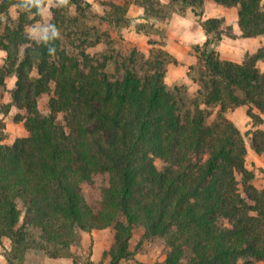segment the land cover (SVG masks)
<instances>
[{
    "label": "trees",
    "instance_id": "1",
    "mask_svg": "<svg viewBox=\"0 0 264 264\" xmlns=\"http://www.w3.org/2000/svg\"><path fill=\"white\" fill-rule=\"evenodd\" d=\"M212 1L238 7L242 37L264 35V0ZM44 2L0 0V100L14 77L0 114L14 108L12 120L26 130L4 143L0 118V241H10L8 263L43 255L101 264L91 251L82 261L80 233L108 227L107 264L151 242L166 248L165 264L264 262V188L252 183L243 136L226 115L246 105L262 123L264 72L256 62L264 45L241 62L223 59L216 48L222 19L200 21L206 39L193 46L198 88L182 102L165 82L167 65L177 60L164 43L148 39L146 53L122 49L111 27L128 25L133 4L146 18L166 21L175 6L198 15L204 0H97L101 13L87 0H59L48 22L59 36L29 37L25 27ZM259 132L251 147L264 154Z\"/></svg>",
    "mask_w": 264,
    "mask_h": 264
},
{
    "label": "rangeland",
    "instance_id": "2",
    "mask_svg": "<svg viewBox=\"0 0 264 264\" xmlns=\"http://www.w3.org/2000/svg\"><path fill=\"white\" fill-rule=\"evenodd\" d=\"M59 0H45L42 8L40 9L39 18L37 21L27 25L25 27V31L27 32L28 28L37 27L38 33L33 38L41 37L42 30L48 25V22L51 18V8L56 6ZM89 1L93 7L101 13L102 7L97 2V0H87ZM134 8V6H133ZM190 7L185 9V12L181 13L178 10V6L176 8L172 7V13L168 20L156 21L151 18H146L145 15L136 14V10L131 9V12H128L130 17L128 21V25H122L120 27H111L113 37L119 42V46L122 49H129L132 47H137L139 49H143L146 53L150 48L148 44V39L160 41L159 38H162L165 32V25L170 22L172 17H175L172 21V27L174 29L182 27L186 28H194V22L192 23L190 20L185 21L184 16ZM137 9V8H136ZM237 6L225 7L222 6L220 10L212 4L211 7L207 8V13L204 12V8H196L198 15H194L192 12L193 21L200 23V20L207 17H218L222 19V27L224 30V36H226V40L221 45V52L219 55L221 58L231 57L234 59L241 60L244 59L246 54H253L257 51V49L264 45V35H259L256 37H252L247 40V47L252 50V52L246 51L244 53V49L242 46H238L236 41L240 39L241 32L239 30L237 24ZM192 10V9H191ZM10 15L12 18L17 16V9L15 7L10 8ZM204 20V19H203ZM94 22H96L94 20ZM192 23V24H191ZM139 31H138V29ZM141 30V31H140ZM145 31V33L143 32ZM2 32V27L0 26V33ZM159 35V37H158ZM219 45V44H218ZM217 45V50H218ZM193 46H191V51H193ZM5 57V52L0 49V63L3 62ZM242 59V60H243ZM170 67L166 70L165 74V82L166 85L174 90L177 97L184 102V98L191 97L194 95L195 91L198 88V84L193 79L198 77V66L194 63L190 71L187 72L190 77V82L188 84L184 83V62L178 63H170ZM257 67L261 72H264V58L259 59L256 62ZM14 77H8L6 79V84L4 89L1 90V102H6L9 99L10 90L13 88ZM47 95H43L38 99V107L43 110L44 105L47 101ZM247 106L242 105L236 107L232 110H228L226 115L235 123V125L240 130L245 145H246V156H245V166L247 169L251 170L254 174V178L252 183L254 186L261 190L264 188V154L256 153L252 147L251 143L253 139L260 140V132L264 131V114H261L263 121L260 124H255L252 119L246 114ZM15 110L14 108L9 111V113L3 117L5 123V139L4 143H11L16 137H21L22 134L26 135V130L23 127L22 123L14 122L12 120L13 114ZM61 118V115H59ZM157 166H160V161H155ZM93 231V232H92ZM91 232H82L80 233V243L82 247V261H84L89 255V251H91L90 258L92 257L93 249L98 250L100 253L99 260L95 263L107 264V259H102V253L106 250L112 240V228L108 227L101 230H92ZM140 236V229H135L130 240L131 249L136 245ZM10 249V241L8 239H2L0 241V264H9L6 259V252ZM145 252L146 254H155L156 258H160L162 255L165 257L166 248L160 243H143V246L140 251ZM153 257H149L147 260L152 261ZM92 260V259H91ZM93 261V260H92ZM28 264H74L71 259L68 258H58L52 259L49 257H43V255L37 258V262H31ZM83 264V263H78ZM146 264H150V262H146ZM257 264H264V262H258Z\"/></svg>",
    "mask_w": 264,
    "mask_h": 264
},
{
    "label": "crops",
    "instance_id": "3",
    "mask_svg": "<svg viewBox=\"0 0 264 264\" xmlns=\"http://www.w3.org/2000/svg\"><path fill=\"white\" fill-rule=\"evenodd\" d=\"M160 1L162 3L168 2V0H160ZM212 4H214L218 10H220V8H222V5L216 4L212 0H204L203 8H204L205 13H207L206 12L207 8L211 7ZM133 6H134V8H133ZM131 9L136 10L137 11L136 14H138V15L142 14L143 15V8L142 7L133 4L128 9V12H131ZM128 12H127V16L130 17ZM192 16H193L192 10L190 7L189 10L186 12V15L183 18L185 21L190 20L192 23L194 22V25H195L194 28H186L184 26V27H182V29H179V28L174 29V27H172V24H173L172 21L175 17H172V19H170V22L165 25L164 35L162 36V38H159V40L164 43L165 48L169 51V53L172 54L176 58L178 63L181 64V62H184V83L185 84H188L190 82V77L187 74V72L190 71L189 67L191 65H193L194 63H196V55H195V53H192L191 46L192 45H201L206 39V35H205L203 29L201 28L200 23L193 21ZM205 18L206 17L204 16V18H202L200 21H202ZM158 37H159V35H158ZM226 38H227L226 36L222 35V38H221L219 45H218V52H221V45L224 43ZM250 38H252V37H242L241 36L240 39L236 41V44H238V46H242V48L244 49V53L246 51H248L249 53L252 52V50L247 47V40H249ZM141 50H143V49H141ZM223 59L241 62L243 58L241 60L234 59L231 57H225ZM170 65L171 64L167 65L168 69H169ZM9 99H10V97H9ZM9 99L6 102H8ZM2 117L3 116L0 114V118H2ZM22 136H25V135L22 134ZM130 249H131V246H130ZM91 256H92L91 259L94 262H97V260H99L100 253L98 250L93 249ZM149 257H151V258L153 257V259H151L152 261L147 260ZM164 258L165 257L163 255L160 258H156L155 254H153V253L149 254V256H148V254H146L145 252H136L132 256L122 260L121 264H146V262H150V264H165Z\"/></svg>",
    "mask_w": 264,
    "mask_h": 264
},
{
    "label": "clouds",
    "instance_id": "4",
    "mask_svg": "<svg viewBox=\"0 0 264 264\" xmlns=\"http://www.w3.org/2000/svg\"><path fill=\"white\" fill-rule=\"evenodd\" d=\"M28 3H35V6L39 8L40 6V0H27ZM61 2H64V0H61ZM27 33L29 37H35L38 33L37 27H31L27 29ZM59 36V30L56 28L54 24H49L47 25L43 30L41 34V39L43 40H48L51 38H55ZM49 53H52L54 49L49 48L48 49Z\"/></svg>",
    "mask_w": 264,
    "mask_h": 264
}]
</instances>
